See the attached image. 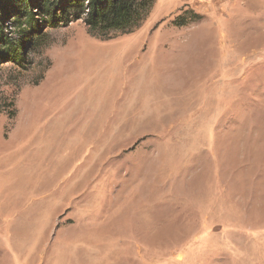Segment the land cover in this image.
<instances>
[{"label":"rangeland","instance_id":"obj_1","mask_svg":"<svg viewBox=\"0 0 264 264\" xmlns=\"http://www.w3.org/2000/svg\"><path fill=\"white\" fill-rule=\"evenodd\" d=\"M62 18L0 59V264H264V0Z\"/></svg>","mask_w":264,"mask_h":264},{"label":"trees","instance_id":"obj_2","mask_svg":"<svg viewBox=\"0 0 264 264\" xmlns=\"http://www.w3.org/2000/svg\"><path fill=\"white\" fill-rule=\"evenodd\" d=\"M7 1L0 0V59L22 65L27 61L20 53L25 44L32 36L39 40L43 32L41 23L53 25L58 12L64 14L60 21L83 18L90 34L109 38L111 32H132L142 23L156 0H64L58 8L53 0H41L35 8L34 3L33 6L29 4L30 0H19L13 19L9 20L14 35L6 31Z\"/></svg>","mask_w":264,"mask_h":264}]
</instances>
